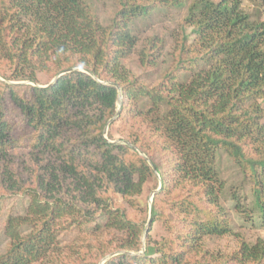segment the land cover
<instances>
[{
  "label": "trees",
  "instance_id": "1",
  "mask_svg": "<svg viewBox=\"0 0 264 264\" xmlns=\"http://www.w3.org/2000/svg\"><path fill=\"white\" fill-rule=\"evenodd\" d=\"M114 1L105 26L87 0H0V199L29 198L25 213L7 219L10 241L0 264H99L113 252L104 264H264L262 239L226 255L206 244L231 233L221 201L227 188L217 166L221 148L234 154L250 187L249 216L258 211L264 225V0L255 13L241 0H193L156 87L139 82L123 60L137 53L141 66L152 68L165 40H140L131 23L189 0ZM69 68L45 86L6 81L38 82L41 73ZM184 70L188 81L179 75ZM118 86L117 120L126 130L120 139L111 134L114 122L104 134L118 110ZM141 119L149 131L137 125ZM139 149L161 178L143 251L144 222L134 211L155 173ZM160 195L169 201L158 210ZM232 200L240 208L237 195ZM157 219L167 230L159 240L150 234ZM74 224L96 232L99 242L84 259L62 260L59 235L76 230Z\"/></svg>",
  "mask_w": 264,
  "mask_h": 264
},
{
  "label": "rangeland",
  "instance_id": "2",
  "mask_svg": "<svg viewBox=\"0 0 264 264\" xmlns=\"http://www.w3.org/2000/svg\"><path fill=\"white\" fill-rule=\"evenodd\" d=\"M91 5L94 6L95 10L99 14V18L101 23L105 26L110 25L112 17L117 9L116 2L114 0H87ZM193 0H189L188 3L181 8L178 7H162L157 8L151 11L147 16L135 18L131 23V30L133 34L140 40H144L149 36H162L165 40V48L163 50V54L160 55L158 58L159 62L156 66H152V68L144 69L140 61L138 59L137 53H133L129 57H126L123 62L124 65L132 72V75L136 77L139 82L145 83L149 87H156L158 84L162 83L165 79V71L171 66L173 61L172 53L175 48V39L174 36L180 29V23L184 17L188 14V8L190 3ZM243 3V8L248 11L255 13L257 8L262 9L263 4L261 0H241ZM0 68L5 69V63H1L0 61ZM72 69V68H69ZM74 70V69H72ZM84 70V69H83ZM65 71V70H64ZM61 71L60 73H63ZM58 73V74H60ZM66 73V72H65ZM57 74V75H58ZM54 73L46 74L41 73L38 76V82H30V81H10L6 80L10 83H19L20 85L23 84H34L39 86H45L46 84H50L51 81L57 76ZM182 76L181 80L188 81L190 78V73L184 70L179 74ZM4 77L0 76V81H4ZM5 81V82H6ZM143 104L149 103L147 98L142 99ZM264 108V102L261 105ZM10 114L15 122L20 120L18 110L13 107L9 106ZM119 108V104H118ZM122 108V107H121ZM121 113V112H120ZM126 114H124V117ZM114 117V116H113ZM112 117V118H113ZM111 118V119H112ZM112 122L111 134L114 138L120 139L123 137L120 134V131H126L123 124L125 123L121 118L117 120L114 119ZM111 122V123H112ZM110 123V124H111ZM141 125V129L147 128L149 131L148 125L141 119V121H137V125ZM109 129V127H108ZM17 135L21 134L20 127L17 128L16 132ZM108 134V132H107ZM107 134L105 135L107 137ZM235 153L237 150V146L233 144L229 147ZM251 148L250 145L245 144L243 150L247 152ZM139 154L143 156L145 159L149 158V156L143 153L139 149ZM157 160H159L160 155L158 153L153 154ZM237 162L234 159V154L227 150V148H221L217 156V166L220 168L222 177L227 183V188L224 190V193L221 195V201L224 205L226 212L228 213V218L231 219L230 221V234H227L221 238L210 239L206 242L207 248L209 251H212L217 254H231L235 252L240 247L242 242L250 243L251 245L258 241V239L264 240V225L261 221L260 213L256 211L253 213L252 217L249 216L251 213V205L253 203V196L251 195L250 187L247 184V181L243 178L242 173L240 172V168L236 165ZM154 171V170H153ZM155 176H151L148 179L147 185L145 187V191L141 196V208L140 210L134 211L136 216H141L142 221L144 222V229L142 233V251L146 247V237H144V232L147 235L148 229L150 227L151 222V206L153 202V198L155 194L160 190L161 186V178L160 175L154 171ZM233 195H237L238 199L240 200V208L235 207V203L232 200ZM118 201L122 203L121 197H118ZM169 198L165 195H160L156 201V206L158 210L163 209L164 207H168ZM29 198L26 194L17 195L13 193L12 195H6L1 197L0 199V254H2L8 246L9 238L5 234V228L7 224V219L10 215H16L26 212V208L28 206ZM124 205L125 202L123 203ZM244 210V211H243ZM74 228L77 227L76 230H66L59 235V245L60 251L62 253L60 256L62 260L64 257L66 258H77V259H84L87 256V251L89 250L90 246L95 244V233L91 232L89 228L84 226L83 231L74 224ZM72 228V229H74ZM147 229V230H146ZM146 230V231H145ZM86 232H88L87 235ZM85 233V234H84ZM151 237L155 240L162 239L163 237L167 236V230L163 223V220L157 219L152 225V231L150 232ZM81 235V236H80ZM94 250L90 248L89 253H93ZM117 253V252H113ZM120 253V252H118ZM110 254V253H109ZM109 254L105 255L103 258L99 260V264H104L109 258L107 257ZM226 264H241L238 261L231 260Z\"/></svg>",
  "mask_w": 264,
  "mask_h": 264
},
{
  "label": "water",
  "instance_id": "3",
  "mask_svg": "<svg viewBox=\"0 0 264 264\" xmlns=\"http://www.w3.org/2000/svg\"><path fill=\"white\" fill-rule=\"evenodd\" d=\"M72 69H66L63 73H60V74H58L52 81H51V83L50 84H52V83H54L62 74H64L65 72H68V71H71ZM117 89H118V101H117V103L119 104V108H118V110H117V112H116V114H115V116L112 118V119H110L109 121H108V123H107V125H106V127H105V130H104V134L106 135L107 134V132H108V127H109V124L114 120V119H116L118 116H119V114H120V112H121V107H122V94H121V90H120V87L118 86L117 87ZM113 142H118V141H113ZM135 148V147H134ZM147 159V161L149 162V164L151 165V167L153 168V170L154 171H156L157 172V169H156V167L153 165V163L151 162V160L150 159H148V158H146ZM147 230V229H146ZM145 230V231H146ZM144 237H146V233L144 232ZM116 253H111V254H109L107 257H105V258H108V257H111V256H113V255H115Z\"/></svg>",
  "mask_w": 264,
  "mask_h": 264
}]
</instances>
